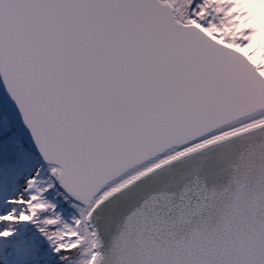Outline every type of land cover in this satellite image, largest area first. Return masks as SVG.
<instances>
[{
    "label": "snow or ice",
    "instance_id": "obj_1",
    "mask_svg": "<svg viewBox=\"0 0 264 264\" xmlns=\"http://www.w3.org/2000/svg\"><path fill=\"white\" fill-rule=\"evenodd\" d=\"M0 264H264V0H0Z\"/></svg>",
    "mask_w": 264,
    "mask_h": 264
}]
</instances>
